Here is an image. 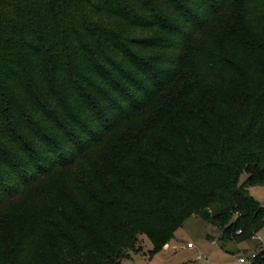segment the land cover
Segmentation results:
<instances>
[{"label": "trees", "instance_id": "obj_1", "mask_svg": "<svg viewBox=\"0 0 264 264\" xmlns=\"http://www.w3.org/2000/svg\"><path fill=\"white\" fill-rule=\"evenodd\" d=\"M261 185L264 0H0V264H126L190 216L241 243Z\"/></svg>", "mask_w": 264, "mask_h": 264}, {"label": "rangeland", "instance_id": "obj_2", "mask_svg": "<svg viewBox=\"0 0 264 264\" xmlns=\"http://www.w3.org/2000/svg\"><path fill=\"white\" fill-rule=\"evenodd\" d=\"M58 181V177L47 180L43 187L38 188V194L45 193L48 189L55 191L54 188L59 186V184L55 185ZM51 185L54 186L53 189ZM249 192L260 204L264 205V185L250 187ZM30 194L31 196L28 197ZM28 195L22 196L18 201H24L23 206H26L27 211L30 212L32 198L36 194L32 192ZM12 204L10 208L14 207ZM255 238L241 243L233 240L222 243L218 231H215L213 226L202 222L195 216H190L181 227L176 229L168 243L153 254H149L152 250L150 241L147 237L140 236L142 251L132 255L131 260H128L126 264H238L237 259L240 256L249 255L264 248V225Z\"/></svg>", "mask_w": 264, "mask_h": 264}, {"label": "built area", "instance_id": "obj_3", "mask_svg": "<svg viewBox=\"0 0 264 264\" xmlns=\"http://www.w3.org/2000/svg\"><path fill=\"white\" fill-rule=\"evenodd\" d=\"M189 246H190V244H189ZM255 260H256V252H252L249 255L240 256L237 259V262H238V264H254Z\"/></svg>", "mask_w": 264, "mask_h": 264}, {"label": "crops", "instance_id": "obj_4", "mask_svg": "<svg viewBox=\"0 0 264 264\" xmlns=\"http://www.w3.org/2000/svg\"><path fill=\"white\" fill-rule=\"evenodd\" d=\"M254 239H256V238H254Z\"/></svg>", "mask_w": 264, "mask_h": 264}]
</instances>
